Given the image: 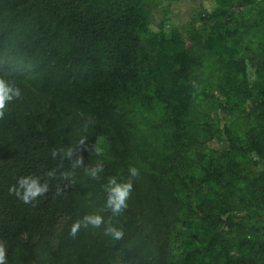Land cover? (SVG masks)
<instances>
[{"label": "trees", "instance_id": "1", "mask_svg": "<svg viewBox=\"0 0 264 264\" xmlns=\"http://www.w3.org/2000/svg\"><path fill=\"white\" fill-rule=\"evenodd\" d=\"M161 6L0 0V77L22 92L0 120L7 264H264V0H214L190 41L151 29ZM28 176L49 191L25 203ZM110 177L133 180L118 215Z\"/></svg>", "mask_w": 264, "mask_h": 264}, {"label": "clouds", "instance_id": "2", "mask_svg": "<svg viewBox=\"0 0 264 264\" xmlns=\"http://www.w3.org/2000/svg\"><path fill=\"white\" fill-rule=\"evenodd\" d=\"M21 96L22 92L19 87L6 81L3 77H0V120L4 119L5 117L7 105L12 101L21 98ZM83 143L84 141L82 140L81 144ZM60 151L63 152V154L69 159H71V157L74 155V150L72 148H68L66 151L61 149ZM52 154L55 157L57 155V151L54 150ZM82 163L83 158L82 156H79L77 159V164L81 165ZM101 171H103V167L98 165L91 170L90 175L93 178H98V173ZM129 173L131 178L138 176V170L135 167L130 168ZM47 175L51 177L54 175V173L49 172ZM64 175L65 177L67 176V174ZM131 178L124 183L117 182L115 177H110L108 180V185L106 187V191L108 192L106 205L111 209L114 215L120 214L127 207L126 201L133 190V180ZM18 185L19 188L13 186V188H10L9 191L10 193L14 192L25 203H30L32 200L46 194L49 191L47 182L41 184L40 179L33 176L19 178ZM102 223L103 219L99 215L85 216L83 221H76L73 224L69 234L71 236H75L82 224L85 227H87L88 224H91L93 227L98 228ZM105 234H110L117 240L123 238V231L112 226H109L105 230ZM0 264H7L6 249L2 243H0Z\"/></svg>", "mask_w": 264, "mask_h": 264}, {"label": "rangeland", "instance_id": "3", "mask_svg": "<svg viewBox=\"0 0 264 264\" xmlns=\"http://www.w3.org/2000/svg\"><path fill=\"white\" fill-rule=\"evenodd\" d=\"M162 3V6L159 9H156L152 15V30H159L162 21H165L166 30L177 29L179 30L187 41L189 40V24L193 23V18L198 15L200 12L211 13L213 11L214 0H179L172 4L171 7H167V4L170 0H159ZM169 10V15L166 16L165 10ZM169 18V19H168ZM199 24V23H196ZM219 111L218 118L221 121V127L229 123L232 117L228 112ZM214 117V116H211ZM217 143L213 144L214 147ZM117 264H124L119 262Z\"/></svg>", "mask_w": 264, "mask_h": 264}]
</instances>
